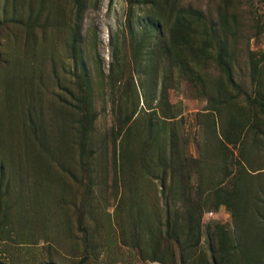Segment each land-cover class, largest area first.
Segmentation results:
<instances>
[{
    "label": "rangeland",
    "instance_id": "obj_1",
    "mask_svg": "<svg viewBox=\"0 0 264 264\" xmlns=\"http://www.w3.org/2000/svg\"><path fill=\"white\" fill-rule=\"evenodd\" d=\"M262 106L264 0H0V264H264Z\"/></svg>",
    "mask_w": 264,
    "mask_h": 264
},
{
    "label": "trees",
    "instance_id": "obj_2",
    "mask_svg": "<svg viewBox=\"0 0 264 264\" xmlns=\"http://www.w3.org/2000/svg\"><path fill=\"white\" fill-rule=\"evenodd\" d=\"M75 35L76 36H78L79 35V29H78V26L77 27H75V29H74V40L75 41H77V38L75 37ZM172 42V41H171ZM220 61H221V58H220ZM261 110L262 111H264V106H262V108H261ZM182 166V165H181ZM165 167V170H164V175H166V172H167V167L166 166H164ZM169 168H170V172H171V176H170V180H172L171 178H172V175L175 173V169H174V167H173V165L172 166H168ZM170 172H169V174H170ZM183 175H185V173H183ZM187 179H189L190 177H191V175L189 174V173H187ZM165 178L163 177V180H162V182H163V184H165Z\"/></svg>",
    "mask_w": 264,
    "mask_h": 264
}]
</instances>
